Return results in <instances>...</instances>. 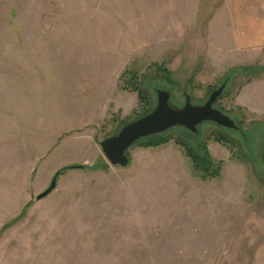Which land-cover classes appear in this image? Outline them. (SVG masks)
Here are the masks:
<instances>
[{"label": "rangeland", "instance_id": "obj_1", "mask_svg": "<svg viewBox=\"0 0 264 264\" xmlns=\"http://www.w3.org/2000/svg\"><path fill=\"white\" fill-rule=\"evenodd\" d=\"M247 1L0 0V264H264V46L246 44ZM226 80L214 107L243 135L219 143L203 124L109 164L101 142L157 89L181 109Z\"/></svg>", "mask_w": 264, "mask_h": 264}, {"label": "water", "instance_id": "obj_2", "mask_svg": "<svg viewBox=\"0 0 264 264\" xmlns=\"http://www.w3.org/2000/svg\"><path fill=\"white\" fill-rule=\"evenodd\" d=\"M228 80L224 81L217 89L213 90L202 105H193L191 96L186 95L185 104L181 109L171 106L172 93L157 89L155 108L146 116L133 123L124 125L117 135L110 137L100 146L104 156L113 167L125 168L129 165L126 152L142 139L165 134L172 129L182 128L190 133L198 134V127L203 124H215L220 128L231 130L243 135V130L222 111L214 106L223 95ZM82 169L83 166L73 167ZM59 175L56 173L50 187L37 196L34 201H40L49 196L56 188Z\"/></svg>", "mask_w": 264, "mask_h": 264}, {"label": "trees", "instance_id": "obj_3", "mask_svg": "<svg viewBox=\"0 0 264 264\" xmlns=\"http://www.w3.org/2000/svg\"><path fill=\"white\" fill-rule=\"evenodd\" d=\"M208 125L214 126L218 129L222 130L223 132L227 133L221 137L215 138L216 142L220 143V142H222V140L233 141V138L228 134V133H231L230 130L220 128L215 124H208ZM201 126L198 127V133L201 130ZM177 130H183V131L188 132L187 130H184L182 128H175V129H172L165 134L154 135V136L142 139L139 143H142L141 145L145 148H156V147H159L161 145H165L170 141V138L168 137L169 134L173 133ZM263 134H264V131H263ZM176 143L184 149L187 157L192 161L194 169L201 174V177L203 179H207V178L213 179V178L219 177L220 170L218 168H216V169L214 168V163H213L212 159L210 158L209 153H208L205 145L199 144L196 147H193V146H190L189 144H187V141L183 138H178V140H176ZM69 169H72V167L64 168V169L58 171L57 174L60 176L65 171H67ZM83 169H85V167H83Z\"/></svg>", "mask_w": 264, "mask_h": 264}, {"label": "crops", "instance_id": "obj_4", "mask_svg": "<svg viewBox=\"0 0 264 264\" xmlns=\"http://www.w3.org/2000/svg\"><path fill=\"white\" fill-rule=\"evenodd\" d=\"M236 14L247 15L246 22L248 26L246 29L253 32L248 36L246 44L249 46H264V0H248L246 8H243L242 3H240L236 8ZM240 44L244 45L245 43L241 42Z\"/></svg>", "mask_w": 264, "mask_h": 264}]
</instances>
